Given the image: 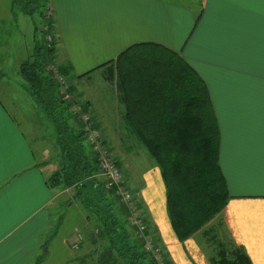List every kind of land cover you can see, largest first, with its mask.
Segmentation results:
<instances>
[{
  "label": "crops",
  "instance_id": "0c3cea01",
  "mask_svg": "<svg viewBox=\"0 0 264 264\" xmlns=\"http://www.w3.org/2000/svg\"><path fill=\"white\" fill-rule=\"evenodd\" d=\"M5 2L0 0V77L12 75L0 78V264H40L50 255L43 246L49 241L45 236L56 190L49 178L59 169V150L54 142L45 146L43 132L34 140L27 135L44 123L19 72L33 52L37 31L32 27L26 39H14L20 30L13 22L27 19L16 14L12 0L9 7ZM48 6L55 63L69 67L77 89L100 87L99 98H86L91 102L86 109L106 135H119L120 145L121 134H129L124 107L108 66L102 65L131 45L155 42L182 55L205 80L221 131L220 166L230 194L219 217L252 263L264 264V0H49ZM97 70L103 71L98 80L92 78ZM141 179L142 203L170 262L211 264L196 239L199 232L184 244L177 239L155 163ZM64 261L81 264L76 257Z\"/></svg>",
  "mask_w": 264,
  "mask_h": 264
},
{
  "label": "trees",
  "instance_id": "16d2710c",
  "mask_svg": "<svg viewBox=\"0 0 264 264\" xmlns=\"http://www.w3.org/2000/svg\"><path fill=\"white\" fill-rule=\"evenodd\" d=\"M48 2L12 0V7H20L31 17L48 18L45 28L52 33L54 22ZM45 36L43 33L44 43L36 39L19 72L55 128L60 166L49 184L74 188L82 207L102 226L109 250L122 264H156L144 250V240L134 238L117 213L110 198L113 191L95 178L98 160L90 150L87 132L71 123L74 117L66 101L69 93L61 92L51 73L54 47L47 48ZM105 65L124 107L128 137L141 143L160 169L167 212L177 238L184 242L203 230L213 247L211 264H253L219 217L230 194L220 166L221 131L205 80L182 55L155 42L131 45ZM59 69L70 77L69 67ZM126 214L123 208L121 215Z\"/></svg>",
  "mask_w": 264,
  "mask_h": 264
},
{
  "label": "rangeland",
  "instance_id": "374dc122",
  "mask_svg": "<svg viewBox=\"0 0 264 264\" xmlns=\"http://www.w3.org/2000/svg\"><path fill=\"white\" fill-rule=\"evenodd\" d=\"M5 4L9 7L10 0H5ZM172 1H179V0H172ZM182 2V1H181ZM180 3V2H179ZM16 10L17 15H23L25 17L23 20L17 17V22L14 21L13 25L14 28L17 26L19 27L20 32L16 33L14 32V39L16 37H22V39H26L28 30L35 28V24L37 25V39L41 41V43H44V39L42 37V34L44 33L45 40L47 39V35L50 32L49 28H45L48 18L41 17L40 15H35L34 17H31L27 14H25L20 7H14ZM28 17V18H27ZM0 29V36L4 35V33H1ZM12 36V35H11ZM1 52V48H0ZM106 56H111L107 54ZM109 59V58H108ZM3 60L2 56L0 55V66L1 61ZM103 71H96L95 74H93L92 78L94 79H101ZM9 75H12L8 72ZM9 75H5L0 78H4L6 81L9 79ZM1 76V74H0ZM3 79V80H4ZM68 80V88H66V91L69 94H66V101L70 104V107H76V103H78V106L82 108V111H79L80 113H72L71 108L70 112L73 115V119L71 120V123L76 128H83L87 132V138H88V126H90V130L94 131H100V137H102L103 145L106 149L107 158L109 161H116V163L121 167L124 173L126 185L132 192V194L135 196V199L138 203L139 209L142 210L144 213L143 219L144 222L147 224V234L150 236H153L154 241L163 246L157 237V232L153 228L152 224L148 220V215L145 206L142 203L139 188L141 189L142 184V174L144 173L145 169H150L151 165L155 163L153 158L150 156L146 148L139 142H137L133 137H128V134H121L123 144L120 145L118 134H112L109 135L105 134V131L103 128H101L97 124L96 116L94 113L88 108L86 109V105L91 103L89 100H86L87 97L92 96V100H94L95 97L99 98L98 95H100V92L98 91V88L100 87H94V90L92 88H87L86 86H79L77 89L70 77L67 78ZM111 91V89L109 88ZM83 94H82V93ZM109 92V91H108ZM111 93V92H110ZM95 95V96H94ZM97 95V96H96ZM110 95V94H109ZM110 104V102H109ZM115 109V107H114ZM41 113L44 115V120H40L42 123L41 127L39 128V132L35 131V129H29L32 131L31 133H27L29 137L34 140V138L38 137L40 132H43L45 135L44 144L45 146H48L50 144H53L54 138H55V128L52 124V122L47 118L44 110L40 107ZM85 116H87V119H85ZM42 118V117H41ZM26 130V129H25ZM28 130V129H27ZM89 130V131H90ZM29 131V132H30ZM39 133V134H38ZM112 139V142L108 139V137ZM126 140V141H125ZM37 144H35L36 146ZM91 152L95 155V157L98 160V166H97V173L95 174V178L99 181H102L105 183V177L102 174V171L99 166V157L100 154H97L95 151L92 150L90 146ZM110 198L113 200L115 204V208L117 209V213L121 217V219L125 220V223H127V226L131 232V235L134 238L141 239L139 237V232L137 228L130 223V213L128 209L126 208V205L122 202V199L120 195L113 192V195L110 196ZM127 211L126 216L121 215V210L123 208ZM51 223L48 233L46 234V239L48 241V245L43 246L48 247V252L50 251V255L44 256L42 258V261L39 260L38 263L40 264H64V260L75 258L81 264H122V262L118 259L114 252L109 250V244L106 239V236L103 233L102 226L96 221V217L91 214L90 212L86 211L80 201L75 196V190L74 188H63V187H57L55 190V199L53 201V204L51 205ZM159 215L161 213L159 212ZM158 215V216H159ZM161 218L163 219L162 215ZM169 218V216H168ZM169 223L171 225L170 219ZM215 223V222H214ZM218 222L215 224L217 225ZM210 226V225H209ZM164 233H167V229L165 226V222L163 219L162 224ZM172 227V225H171ZM208 227V226H207ZM221 230V236H223V227H220ZM146 234V235H147ZM176 235V234H175ZM178 239V238H177ZM197 241L200 242L203 250L210 256L213 253V247L207 242V239L203 236V230L199 231V233L196 236ZM46 240V241H47ZM179 240V239H178ZM179 242L183 243L179 240ZM53 243V244H52ZM164 248V246H163ZM44 250H41V254L43 255ZM163 257L162 261H158V259L154 258L156 261V264H169L171 263L168 254L165 251H163Z\"/></svg>",
  "mask_w": 264,
  "mask_h": 264
},
{
  "label": "built area",
  "instance_id": "2783aa9c",
  "mask_svg": "<svg viewBox=\"0 0 264 264\" xmlns=\"http://www.w3.org/2000/svg\"><path fill=\"white\" fill-rule=\"evenodd\" d=\"M47 14L49 13L47 12ZM46 38L47 48H53L55 44L54 35L49 33ZM59 67L60 66L54 61L51 73L56 82L59 84L61 92L66 94V88L69 87L68 80L67 77L60 71ZM79 111H82V108H80L78 103H76V107H72L71 112L77 114L80 113ZM85 119H87V116H85ZM90 129V126H88L89 134L87 140L92 150L97 154H100L99 166L103 176L105 177V188L120 195L122 202L126 205V208L130 213V223L137 228L140 234L139 237L144 240V250L151 254L154 258L158 259L159 262L162 261L164 248L154 241L153 236L147 234V224L143 219L144 213L139 209L135 196L126 185L123 170L116 163V161L108 160L106 154L107 152L102 142V137H100V131L98 132Z\"/></svg>",
  "mask_w": 264,
  "mask_h": 264
}]
</instances>
